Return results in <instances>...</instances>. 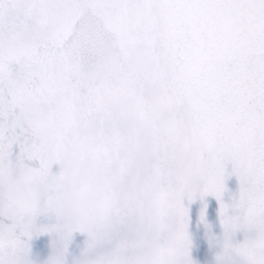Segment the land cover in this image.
<instances>
[{
  "label": "snow or ice",
  "instance_id": "obj_1",
  "mask_svg": "<svg viewBox=\"0 0 264 264\" xmlns=\"http://www.w3.org/2000/svg\"><path fill=\"white\" fill-rule=\"evenodd\" d=\"M157 115L202 173L172 185L186 240L164 255L129 182L159 141L119 148ZM85 147L108 168L69 185ZM213 239L218 264H264V0H0V264H201Z\"/></svg>",
  "mask_w": 264,
  "mask_h": 264
},
{
  "label": "water",
  "instance_id": "obj_2",
  "mask_svg": "<svg viewBox=\"0 0 264 264\" xmlns=\"http://www.w3.org/2000/svg\"><path fill=\"white\" fill-rule=\"evenodd\" d=\"M104 99L114 98L128 104L130 97L123 86L113 77L107 80L104 87ZM153 111L162 110L161 105H153ZM131 142L127 140L119 144L121 152L130 149H143L152 144L154 138L158 139L161 156L152 163L153 177H134L129 178L130 183L136 185V192L144 204V216L146 217L145 229L149 233V245L156 249L159 254L164 255L171 251L170 242L176 238L186 240L180 220V209L177 206V194L173 191L172 185L186 176L201 177L202 173L199 166V157L194 155L189 148L186 138L182 137L178 129L168 126L166 120L159 115L148 120L142 127L135 128L131 124ZM116 147V145H112ZM108 163L98 156L92 149L85 147L82 150L79 166L68 178L69 185L81 176L92 177L98 172L106 171ZM214 182L209 176L202 179V189H207ZM234 186V182H232ZM175 217L180 225L178 233L169 234L165 231L167 223ZM158 225L156 231L152 227ZM225 240L211 241L208 255L201 264H218L224 258L227 249L230 247ZM62 255V254H61ZM53 255L32 254L27 257L25 264H51ZM68 264H79L77 255L69 254Z\"/></svg>",
  "mask_w": 264,
  "mask_h": 264
}]
</instances>
